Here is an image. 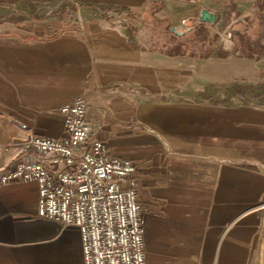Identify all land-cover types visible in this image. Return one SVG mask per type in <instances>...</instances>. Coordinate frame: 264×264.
<instances>
[{
  "label": "crops",
  "instance_id": "obj_1",
  "mask_svg": "<svg viewBox=\"0 0 264 264\" xmlns=\"http://www.w3.org/2000/svg\"><path fill=\"white\" fill-rule=\"evenodd\" d=\"M99 1L140 13L149 0ZM243 3L240 14L264 20V0ZM1 29L0 171L32 133L65 136L60 108L84 96L93 136L137 165L126 184L143 205L147 264H253L264 233V103L168 95L196 83L264 85V34L246 53L199 57L143 49L101 19ZM39 197L37 181L0 184V264H85L79 228L39 216Z\"/></svg>",
  "mask_w": 264,
  "mask_h": 264
},
{
  "label": "built area",
  "instance_id": "obj_2",
  "mask_svg": "<svg viewBox=\"0 0 264 264\" xmlns=\"http://www.w3.org/2000/svg\"><path fill=\"white\" fill-rule=\"evenodd\" d=\"M60 111L66 135L32 133L23 154L0 171V184L37 181L38 215L79 228L85 264H147L143 205L138 187L126 184L137 165L112 155L108 144L93 136L86 97ZM34 151L62 167L30 157Z\"/></svg>",
  "mask_w": 264,
  "mask_h": 264
},
{
  "label": "rangeland",
  "instance_id": "obj_3",
  "mask_svg": "<svg viewBox=\"0 0 264 264\" xmlns=\"http://www.w3.org/2000/svg\"><path fill=\"white\" fill-rule=\"evenodd\" d=\"M245 0H149L145 9L134 13L127 6L99 0H49L34 2L0 0V30L5 22L18 24L31 19H48L68 23L101 19L106 24L126 27L129 36L147 50L167 54H188L203 57L214 51L227 52L239 47L241 53L253 48L250 42L260 41L264 34V20L256 15L238 12ZM242 2V3H241ZM167 8L169 18H158L155 11ZM208 8L217 12L214 23L200 21L201 11ZM256 49L258 44H256ZM170 100L199 102H260L264 103V85L236 84L220 88L194 84L183 93L175 91ZM253 264H264V233Z\"/></svg>",
  "mask_w": 264,
  "mask_h": 264
},
{
  "label": "water",
  "instance_id": "obj_4",
  "mask_svg": "<svg viewBox=\"0 0 264 264\" xmlns=\"http://www.w3.org/2000/svg\"><path fill=\"white\" fill-rule=\"evenodd\" d=\"M219 14L217 12L211 11L208 8H204L201 11L200 21L207 23H214L218 20Z\"/></svg>",
  "mask_w": 264,
  "mask_h": 264
}]
</instances>
